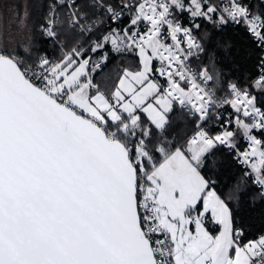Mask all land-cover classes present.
<instances>
[{
	"label": "snow or ice",
	"instance_id": "snow-or-ice-1",
	"mask_svg": "<svg viewBox=\"0 0 264 264\" xmlns=\"http://www.w3.org/2000/svg\"><path fill=\"white\" fill-rule=\"evenodd\" d=\"M41 8L35 28L55 59L30 36L10 47L0 29V264H264V233L247 239L236 222L241 185L226 200L209 175L221 152L264 198V55L247 81L225 82L198 22L235 25L264 53V0ZM112 52L135 63L102 88L94 74ZM217 84L229 93L219 102Z\"/></svg>",
	"mask_w": 264,
	"mask_h": 264
},
{
	"label": "trees",
	"instance_id": "trees-1",
	"mask_svg": "<svg viewBox=\"0 0 264 264\" xmlns=\"http://www.w3.org/2000/svg\"><path fill=\"white\" fill-rule=\"evenodd\" d=\"M42 2L43 0H0V29L12 34L10 47L17 48L22 52L25 45L29 43L28 37L30 36L31 43L36 49L46 50L48 56L55 59L61 55L59 47L40 36L35 28L42 15ZM26 10L29 14L26 19L27 30L18 33V19L24 18ZM184 18H188L186 14ZM198 22H201V32L212 33L213 39L208 46L210 51L216 53L217 68L223 73L225 82L238 80L243 83L256 73L259 57L264 53L260 52L239 27L229 25L221 31L218 28L213 30L211 23L207 20ZM5 38L8 39L7 36ZM85 39L90 42L95 40L96 36H88ZM225 43L231 45L227 51L218 47V44ZM87 46L85 44V47ZM126 56L127 53L115 54L106 67L94 74L96 82L102 88H105L107 83L111 85L112 78L116 79L120 69L128 65ZM25 58L31 63L27 56ZM201 59L206 62L208 58L205 56ZM216 88L219 95L228 94L222 85L217 84ZM177 108H180L178 104ZM181 128H185V124L182 123ZM188 133L191 134V126H188ZM240 144L241 146L245 145L242 140H240ZM214 155L217 160L222 161L209 173L215 182L217 192L227 200L233 187L237 184L241 185L242 195L239 198V203L233 201L232 204L234 215L237 224L244 226L246 238L255 239L264 233V198L260 195V189L245 179L244 168L241 165L233 163L230 157H225L221 152H216ZM209 160L211 161L212 157ZM209 167H212L211 163Z\"/></svg>",
	"mask_w": 264,
	"mask_h": 264
},
{
	"label": "rangeland",
	"instance_id": "rangeland-1",
	"mask_svg": "<svg viewBox=\"0 0 264 264\" xmlns=\"http://www.w3.org/2000/svg\"><path fill=\"white\" fill-rule=\"evenodd\" d=\"M109 48L111 47L110 45L108 46ZM115 54H119V53H116V52H112L111 53V57H113ZM99 55V54H98ZM127 61L126 63L128 64L126 67H131L134 65L135 63V59L136 57L132 54V53H127ZM120 69V68H119ZM116 79L112 78V83L111 85L109 83L106 84L105 88H111L112 84L115 82ZM206 227L209 229V231L212 233V234H217L220 230V226L214 224V223H207L206 224Z\"/></svg>",
	"mask_w": 264,
	"mask_h": 264
},
{
	"label": "built area",
	"instance_id": "built-area-1",
	"mask_svg": "<svg viewBox=\"0 0 264 264\" xmlns=\"http://www.w3.org/2000/svg\"><path fill=\"white\" fill-rule=\"evenodd\" d=\"M87 37H88V36H86L85 38H87ZM85 38H84V39H85ZM25 60H26V58H25ZM26 62L30 63V62L27 61V60H26ZM193 67L195 68L194 65H193ZM218 102H219V100H218ZM184 108H185V110H188L187 106H185ZM213 111L222 112V113L226 116V115H227V114H226L227 111H228V112H231V111H233V110H232L230 107H228L227 105H224L222 108L213 109ZM215 124H216V121H211V123H210L209 126H212V125H215ZM241 140L245 143V145L242 146V147H246V141L243 140V139H241ZM241 166L244 168L243 165H241Z\"/></svg>",
	"mask_w": 264,
	"mask_h": 264
},
{
	"label": "bare ground",
	"instance_id": "bare-ground-1",
	"mask_svg": "<svg viewBox=\"0 0 264 264\" xmlns=\"http://www.w3.org/2000/svg\"><path fill=\"white\" fill-rule=\"evenodd\" d=\"M195 67H196V65H194ZM211 86V85H210ZM229 96V93L228 94H224V95H219L218 93H217V99L218 100H220V99H222V98H226V97H228ZM226 114H228V111L226 112Z\"/></svg>",
	"mask_w": 264,
	"mask_h": 264
}]
</instances>
